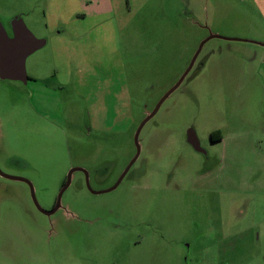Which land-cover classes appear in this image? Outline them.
Segmentation results:
<instances>
[{
    "label": "rangeland",
    "instance_id": "1",
    "mask_svg": "<svg viewBox=\"0 0 264 264\" xmlns=\"http://www.w3.org/2000/svg\"><path fill=\"white\" fill-rule=\"evenodd\" d=\"M18 13L47 46L0 78V170L46 211L73 168L112 188L219 38L114 191L76 172L47 217L0 176V264H264V0H0Z\"/></svg>",
    "mask_w": 264,
    "mask_h": 264
},
{
    "label": "water",
    "instance_id": "2",
    "mask_svg": "<svg viewBox=\"0 0 264 264\" xmlns=\"http://www.w3.org/2000/svg\"><path fill=\"white\" fill-rule=\"evenodd\" d=\"M9 26H10L9 29H11L10 32L12 36L9 35L8 29L0 21V78L3 80L19 81V82L26 84L30 80L27 74V66H26L27 60L30 56H33V54H35L36 52H38L39 50L47 46V40L38 39L32 33L31 29L27 27L23 16H16V17L14 16V18L10 21ZM213 38H219V36H210L207 40H205L204 42H202V44H200V47L198 51L196 52V54L194 55L192 62L190 66L188 67V69L186 70L185 74L182 75V77L179 79L177 84L170 91L167 92V94L160 100V102L158 103L156 108L152 111V113H150L141 123V125L139 126L135 134V143H136L135 145L137 148L136 156L134 157L133 161H131L128 168L126 169L124 174L121 176V178L118 180L116 185L113 186L112 188L105 190V191H101V192L93 191L90 186L87 171L80 167L73 168L68 173V176H67L68 180L66 181V184L64 185L63 189L60 191L58 195L55 208L51 211H46L39 205L37 197L35 196L34 186L30 182V180L23 179L20 177L8 176L4 174L1 170H0V175L10 180L21 181V182L28 184L31 189V196L33 197L32 199L37 209L41 213H44L45 215L49 217L55 214L61 208V200H62L63 194L71 186L73 174L76 172H82L85 174L87 178L86 184L88 186V189L93 194H103V193L105 194V193L114 191L123 181L124 177L126 176V174L130 170L132 165L137 161V159L139 158L141 154L139 136H140L142 129L157 114V112L159 111L164 101L181 86V84L184 82L189 72L192 70L199 54L201 53L203 46L205 45L207 41ZM261 45L264 46V44H261ZM195 134L196 133H194L193 131L192 132L189 131V141L197 149V146L194 144L193 139H192L196 137L195 140L199 141L198 137Z\"/></svg>",
    "mask_w": 264,
    "mask_h": 264
},
{
    "label": "flooded vegetation",
    "instance_id": "3",
    "mask_svg": "<svg viewBox=\"0 0 264 264\" xmlns=\"http://www.w3.org/2000/svg\"><path fill=\"white\" fill-rule=\"evenodd\" d=\"M8 32H9V35L10 36H12V34H11V32H10V30H8ZM192 62V61H191ZM191 62H190V64H191ZM190 64H189V66H190ZM188 66V67H189ZM194 67V66H193ZM188 69V68H187ZM186 69V70H187ZM192 70H193V68H192ZM191 70V71H192ZM191 71L189 72V74L191 73ZM186 72V71H185ZM188 74V75H189ZM187 75V76H188ZM187 78V77H186ZM185 81V80H184ZM189 131H193L194 133H196L195 135L198 137V135H197V132L195 131V129H193V128H190L189 130H188V132H187V139H186V141H187V144L191 147V149L194 151V152H196L197 154H199L200 156H202L203 158H204V161H209V160H211V159H215L216 157H214V156H210V153H209V151H208V149H206L205 147H203V145H202V143H201V141L199 140V141H197V140H195L196 139V137L195 138H192L193 139V142H194V144L197 146V149L194 147V145L189 141ZM222 132H220V130H215V131H212L211 133H210V142L212 143V144H217L218 142H220V140L222 141ZM198 139H199V137H198ZM136 153H137V151H136ZM136 156V155H135ZM140 157H141V154H140V156H139V158L137 159V161H139V159H140ZM134 159V158H133ZM132 159V160H133ZM137 161L132 165V167L130 168V170L128 171V173L126 174V176L124 177V179L128 176V174H129V172L131 171V169L135 166V164L137 163ZM131 163V162H130ZM129 163V164H130ZM129 166V165H128ZM128 166H127V168H128ZM126 168V169H127ZM126 171V170H125ZM124 171V172H125ZM80 173H82V172H80ZM82 174H84V173H82ZM124 174V173H123ZM122 174V175H123ZM85 175V174H84ZM1 176V175H0ZM2 177V176H1ZM3 178H5V177H3ZM86 178V177H85ZM5 179H7V178H5ZM123 179V180H124ZM8 180H10V179H8ZM68 180V179H67ZM66 180V181H67ZM14 181V180H13ZM21 182V181H20ZM24 183V182H23ZM122 183V182H121ZM120 183V184H121ZM26 184V183H25ZM65 184H66V182H65ZM64 184V185H65ZM28 185V184H27ZM87 185V184H86ZM116 185V184H115ZM114 185V186H115ZM29 186V185H28ZM29 188H30V186H29ZM31 190V189H30ZM87 190H89L88 189V186H87ZM108 190V189H107ZM91 192V191H90ZM32 201H33V199H32ZM33 203H34V201H33ZM34 206H35V208H36V210L38 211V212H40L38 209H37V207H36V205H35V203H34ZM55 207H53L52 208V210L54 209ZM41 213V212H40ZM43 215H45L44 213H43ZM45 216H47V215H45ZM47 217H49V216H47Z\"/></svg>",
    "mask_w": 264,
    "mask_h": 264
},
{
    "label": "crops",
    "instance_id": "4",
    "mask_svg": "<svg viewBox=\"0 0 264 264\" xmlns=\"http://www.w3.org/2000/svg\"><path fill=\"white\" fill-rule=\"evenodd\" d=\"M17 16H23V18H24V21H25V23H26V15L24 16V14L22 15V14H19L18 13V15ZM13 17V16H12ZM16 17V16H15ZM14 18V17H13ZM13 18H11L10 19V21L13 19ZM2 22V21H1ZM4 24V26L8 29V30H11V29H9V26L8 25H6L5 23H3ZM26 25H27V23H26ZM28 27V26H27ZM29 28V27H28ZM33 33V32H32ZM35 35V34H34ZM262 44H264V43H262ZM30 79V78H29ZM32 79H30L29 81H31ZM28 81V82H29Z\"/></svg>",
    "mask_w": 264,
    "mask_h": 264
}]
</instances>
